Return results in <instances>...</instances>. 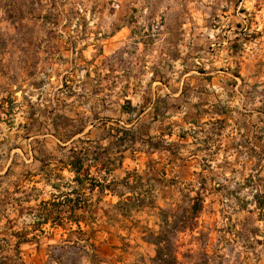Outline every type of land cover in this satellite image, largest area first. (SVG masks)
Wrapping results in <instances>:
<instances>
[{
	"label": "rangeland",
	"instance_id": "rangeland-1",
	"mask_svg": "<svg viewBox=\"0 0 264 264\" xmlns=\"http://www.w3.org/2000/svg\"><path fill=\"white\" fill-rule=\"evenodd\" d=\"M188 184L175 264H264V0H0V264H160Z\"/></svg>",
	"mask_w": 264,
	"mask_h": 264
},
{
	"label": "trees",
	"instance_id": "trees-1",
	"mask_svg": "<svg viewBox=\"0 0 264 264\" xmlns=\"http://www.w3.org/2000/svg\"><path fill=\"white\" fill-rule=\"evenodd\" d=\"M80 166L76 168L80 170ZM203 184L200 185V188L195 192L194 197H190V193L194 192L193 185L188 184L183 190L180 191L182 204L186 206L183 208L182 215L177 217L176 214L172 215L173 222L171 225L167 222L168 214L162 212V231L160 234L152 241V244L156 247V256L155 260L160 262V264H175V258H170V244L168 241V236L170 234L180 232V229H183L185 226V221H190L196 217V215L202 210L204 199L202 197ZM166 245L162 247L161 244ZM169 254V255H168Z\"/></svg>",
	"mask_w": 264,
	"mask_h": 264
},
{
	"label": "crops",
	"instance_id": "crops-1",
	"mask_svg": "<svg viewBox=\"0 0 264 264\" xmlns=\"http://www.w3.org/2000/svg\"><path fill=\"white\" fill-rule=\"evenodd\" d=\"M178 193H179V191H178ZM169 199H171V198H169ZM165 201H167V200H165ZM165 201H164V203H165ZM170 201H171L170 204H174L173 200H170ZM152 225H153V227H157V226H160V223L158 222V220H156ZM140 245L142 246L143 249L147 250L148 252L149 251L153 252L154 247L151 244L145 243L143 240H141Z\"/></svg>",
	"mask_w": 264,
	"mask_h": 264
}]
</instances>
